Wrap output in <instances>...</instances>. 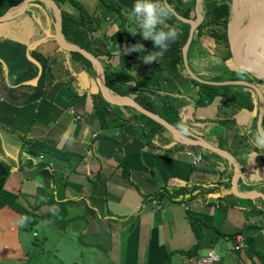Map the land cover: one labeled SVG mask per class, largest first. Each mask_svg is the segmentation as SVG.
I'll use <instances>...</instances> for the list:
<instances>
[{
  "label": "crops",
  "instance_id": "crops-1",
  "mask_svg": "<svg viewBox=\"0 0 264 264\" xmlns=\"http://www.w3.org/2000/svg\"><path fill=\"white\" fill-rule=\"evenodd\" d=\"M23 1L11 0L4 11L0 7V17L10 15L0 20V194L36 215L57 212L62 203L66 222L57 226L52 219L40 220L30 226L49 227L39 236L22 229L13 210L0 209V264L45 257L55 264H196L209 249L218 252L217 264H264V152L249 143L260 108L256 89L233 84L244 86L237 92L248 91L249 100L233 103L217 96L196 108L190 86L170 95L179 116L172 125L177 131L186 127V137L206 141L236 160L240 174L233 186L234 169L224 158L188 146L165 129L149 138L150 130L134 115L135 109L105 101L93 64L91 74L74 57L76 52L58 44L60 38L73 45L62 32L57 35L52 9L38 0L21 7ZM89 1L83 0L82 6L75 0L83 16L91 17L92 25L81 28L92 30L94 57L103 73L122 69L126 55L138 60L137 52H124L137 42L156 51L139 33L123 36L116 16L109 20L106 13L98 15L99 7L90 10ZM122 4L131 9L132 3ZM59 10L79 14L67 3ZM197 52L195 48L192 61L185 58L196 76L192 70H197ZM164 54L175 59L171 44ZM154 62L131 61L129 73L147 74ZM252 79L243 81L264 95V83L258 86ZM246 103L252 110L242 106ZM214 119L226 123L198 122ZM32 143L46 150L31 154ZM184 149L200 153L202 161L193 165L191 157L181 153ZM184 187L193 190L192 200L175 202ZM159 193L162 197L155 198ZM189 214L204 218L200 240ZM43 240L46 245L36 248ZM239 241L247 248L235 249ZM197 244L195 253L187 256Z\"/></svg>",
  "mask_w": 264,
  "mask_h": 264
},
{
  "label": "trees",
  "instance_id": "trees-1",
  "mask_svg": "<svg viewBox=\"0 0 264 264\" xmlns=\"http://www.w3.org/2000/svg\"><path fill=\"white\" fill-rule=\"evenodd\" d=\"M20 0H14V4L18 3ZM58 8L64 3L71 4L72 6H76L79 10V14L77 17L70 16L66 14L63 10H61V32L65 37V40L73 45L79 46L81 49L85 51H89L93 56H98L96 54V49L93 44L91 31L84 27L82 29L84 23L86 25H92L91 17L83 16V11L80 9L81 7L76 4L75 0H53ZM99 3L104 7L107 12L114 11L116 13L115 21L119 24V27L122 28L123 36L127 37V28L132 26V23L128 19V13L130 9L124 8L123 2H128L129 4H133V0H98ZM174 1L179 3V6L176 7ZM167 2L173 7L174 15H172L165 22L169 25L175 26L177 29V36L173 42H171V46L175 52V59H171L166 54L163 53L162 56L157 58V61L154 62V68L149 73L140 74L137 76H133L129 73L130 62H135L138 60H142L143 56L140 53H136L138 56V60H133L134 57L131 55L127 56V61L123 65L122 69L103 73L104 74V83L107 89L110 91V94L113 96H128L131 97L136 103L141 105L142 107L148 109L149 111L157 114L160 118L165 120L167 123L171 125H176V120L179 118L178 112L175 109V105L170 102V95L174 92H178L181 89L185 88V86H190L193 91L192 101L193 107L205 106L212 102V100L217 96H222L226 101L237 102L235 100V95H229L230 92L238 93L237 90H242L245 88L241 85H223L216 86L210 85L206 83H201L190 77L188 73H186L184 68V61L182 57V48L186 43L188 33H189V24L186 20H192V12L195 9V0H167ZM229 2L230 0H202V18L200 24L196 27L193 33L192 40L190 45L186 51V60H193V50L197 48L199 44L201 47L202 42L201 37L198 38V35L201 33L202 27H205L210 30V32L206 31V36L212 37L217 44L218 47H224L228 49V43L226 40V23L229 14ZM11 3V0H0V7H2L3 11L7 8V6ZM121 11H126L122 13ZM175 15L182 18V20L177 19ZM201 28V29H200ZM220 30V31H219ZM207 41H205L206 46ZM204 46V47H205ZM145 49V48H144ZM151 52L153 50L145 49V52ZM108 55V54H106ZM228 55V54H227ZM74 57L78 59L89 73L94 74L91 69V62L80 55L79 53H75ZM228 57H230L228 55ZM188 66V65H187ZM192 70V69H191ZM197 76L205 81L209 82H223V81H243L247 78L248 75L246 72L241 70L231 71L228 67L224 65V63H219L218 66L210 69L209 75H205L202 68L198 67V70H192ZM208 71V70H206ZM238 73H241L238 75ZM255 83H262L256 79H252ZM248 110H252V107L249 104H242ZM134 115L139 117L149 128L151 138L159 129H162L160 125L155 123L150 118L142 115L139 112H135ZM228 121L233 124L234 121L228 119ZM126 122V121H125ZM202 124H212L215 125H224L226 121L222 119H214V120H205L198 121ZM44 146L32 143L29 148V152L31 154H37L38 150H44ZM46 150V149H45ZM49 151V149H47ZM53 154L58 155L60 158L64 157V155H60L58 151L53 149L51 151ZM43 165V164H42ZM47 165V164H46ZM45 166V164H44ZM125 176H127L128 165L127 159L123 160V166ZM188 187L187 189L182 188V194L180 195L179 200H175L177 203H184L187 200H192L191 195L192 191ZM155 198L162 197L159 194L154 196ZM176 198V197H175ZM7 207L13 210L20 216H26L28 219L25 221L29 226H34L37 222L43 219H52L55 225L60 226L66 222L65 219V207L62 203L58 205L59 209L57 212H47L44 215H36L32 212L26 210L21 207L14 201H9L7 199H2L0 194V209ZM204 219L200 215L189 214L188 221L193 227L195 232V236L198 240L201 238L200 226L203 225ZM208 225V224H207ZM241 230L236 231V233H240ZM198 249V244L189 249L185 254L187 256H192L195 251Z\"/></svg>",
  "mask_w": 264,
  "mask_h": 264
},
{
  "label": "water",
  "instance_id": "water-1",
  "mask_svg": "<svg viewBox=\"0 0 264 264\" xmlns=\"http://www.w3.org/2000/svg\"><path fill=\"white\" fill-rule=\"evenodd\" d=\"M29 1L31 0H24L21 3V7H24L26 4L29 3ZM38 1L42 2L43 4L49 6L52 9L55 18L57 35L61 37V13L57 4L53 0H38ZM201 1L202 0H195L196 19L194 21L186 20L190 26L186 43L182 48V57L186 71L191 78L201 83H206L216 86L241 84L256 89L260 99L257 127H261V118L264 111V99L262 94L259 92L257 88H255L253 85L245 81H223V82L205 81L197 77L195 74H193L190 71L189 67L187 66V63L185 61L186 51L192 40L194 30L202 20L201 16L197 13ZM240 4L243 5L245 4V7L248 11V18L241 30L237 32H232L234 23L236 24L238 22L236 16L239 12ZM9 17L10 15L6 14L1 16L0 20L5 21ZM175 17L178 16L175 15ZM263 28H264V0H230L229 14L226 23L225 33H226V40L228 43V50L231 61L233 62V64L237 69L246 72L251 77L262 83H264V45L262 44V40H263L262 37L264 35ZM58 44L61 47H64L66 49L81 54L93 64L96 70V76H97L101 95L105 99V101H107L109 104L130 106L133 109H135L137 112L150 118L155 123L160 125L162 129H165L166 131L170 132L180 142L185 143L188 146L200 147L204 150L211 151L212 153L224 158L226 161H228V163H231L234 169V179H233V186H234V184L237 181V178L239 177L240 169L238 163L230 154L225 152L223 149L216 147L206 141H201L199 139L186 137L182 132L177 131L175 127H173L171 124L167 123L158 115L154 114L153 112L149 111L148 109L136 103L132 98L126 96H112L108 91V89L105 87L104 74L101 65L91 53L81 49L76 45L67 44L63 42L60 38L58 39ZM232 191L239 197L245 196V195H239V193H236L233 188Z\"/></svg>",
  "mask_w": 264,
  "mask_h": 264
},
{
  "label": "clouds",
  "instance_id": "clouds-1",
  "mask_svg": "<svg viewBox=\"0 0 264 264\" xmlns=\"http://www.w3.org/2000/svg\"><path fill=\"white\" fill-rule=\"evenodd\" d=\"M172 15H174V10L173 7L167 3V0H133V4L128 13V19L133 27L129 28L127 31L133 35L139 33L142 39L151 41L153 46L152 49L156 51L145 52L144 45L137 42L126 47L124 52L140 53L145 63L157 61V58L163 55L170 43L173 42L177 36V29L175 26L165 22ZM177 18H179V16ZM179 19L182 20V18ZM137 28L139 31H136ZM240 74L241 73H238V75ZM181 131L186 133L187 128L181 126ZM249 143L252 147L264 152V127H257L251 132ZM27 219L26 216L22 215L18 223L23 224Z\"/></svg>",
  "mask_w": 264,
  "mask_h": 264
},
{
  "label": "rangeland",
  "instance_id": "rangeland-1",
  "mask_svg": "<svg viewBox=\"0 0 264 264\" xmlns=\"http://www.w3.org/2000/svg\"><path fill=\"white\" fill-rule=\"evenodd\" d=\"M105 1L107 2L108 0H105ZM112 1L114 2L115 0H112ZM79 3L82 4V6H83V0H79ZM174 3H175V6L176 7L179 6V3L178 2L174 1ZM195 5H196V3H195ZM202 5L203 4H202V1H201L200 4H199V8H198L197 13L201 16V19L203 20L202 13H201V10H202L201 6ZM96 6L99 7V10L97 9L98 10L97 11L98 15H101L102 13L103 14L106 13V15H108L107 17H108L109 20L111 18V15L114 16V17L116 16L114 11H111L110 12L111 14L109 12H106L105 9L102 6H100V3H99L98 0H91V1L88 2V7H89L90 10H92ZM191 16H192V20L194 21L196 19V11L195 10L192 12ZM179 18H177V19H179ZM206 31L207 32L208 31L210 32L209 29H207L205 27H202L201 33L198 35V38L201 37V39H200L201 41H204L205 40V41H207V43H206V46L205 47L204 46L201 47L199 44L197 45V48H198L199 52H197L198 53V57L194 61L195 65H196L195 68L197 70H198V67L202 68L203 70H205L204 74L207 76V75H209L208 72H210V69L214 68L215 66H218L219 63L222 62V63H224V65L226 67H228L232 71H235V69H237V68L235 67V65L231 61V58L228 57V55L230 56L229 50L228 49H225L224 47H218L217 48V44L214 41L215 38L213 39L212 37L210 38V37L206 36V34H205ZM206 70H208V71H206ZM247 75H248L247 78H251V76L249 74H247ZM256 84L258 86L260 85L258 83H256ZM228 93H229L230 96L232 94L235 95L234 99L235 100L237 99V101H239L241 98H247L249 100V97H250V93L248 91H243V92H238V93H234V92H230L229 91ZM262 96L264 97V95H262ZM225 100H228V99L226 98ZM248 102L251 103L252 100H250ZM21 228L22 229L23 228H26L28 230H32V232L37 231V235L42 236V233H45L46 230L49 227H43L41 224H39V225H36L34 228H31L26 223H23V224H21ZM44 245H46V243L43 240L41 243H39L37 245L36 248H38V247L40 248V246H44ZM8 264H13V263H8ZM27 264H55V261L52 258H50V257H45L44 259L39 260V261L32 260V261H30Z\"/></svg>",
  "mask_w": 264,
  "mask_h": 264
},
{
  "label": "built area",
  "instance_id": "built-area-1",
  "mask_svg": "<svg viewBox=\"0 0 264 264\" xmlns=\"http://www.w3.org/2000/svg\"><path fill=\"white\" fill-rule=\"evenodd\" d=\"M76 121H80L81 118L75 116ZM181 153L189 155L193 165L197 166L202 161V155L200 153L192 154L189 149H184ZM247 248V244L243 241H239L235 246V249ZM220 260L219 254L214 249H209L204 255L196 259V264H217Z\"/></svg>",
  "mask_w": 264,
  "mask_h": 264
},
{
  "label": "bare ground",
  "instance_id": "bare-ground-1",
  "mask_svg": "<svg viewBox=\"0 0 264 264\" xmlns=\"http://www.w3.org/2000/svg\"><path fill=\"white\" fill-rule=\"evenodd\" d=\"M246 6H248V5H246ZM239 7H240L239 8V12H238V14L236 16L238 22L236 24L234 23L232 32H237V31L241 30L242 27L244 26L247 18H248V11H247V9L245 7V4L244 5L240 4ZM262 38H263L262 44L264 45V35H263Z\"/></svg>",
  "mask_w": 264,
  "mask_h": 264
},
{
  "label": "flooded vegetation",
  "instance_id": "flooded-vegetation-1",
  "mask_svg": "<svg viewBox=\"0 0 264 264\" xmlns=\"http://www.w3.org/2000/svg\"><path fill=\"white\" fill-rule=\"evenodd\" d=\"M244 72V71H243Z\"/></svg>",
  "mask_w": 264,
  "mask_h": 264
}]
</instances>
